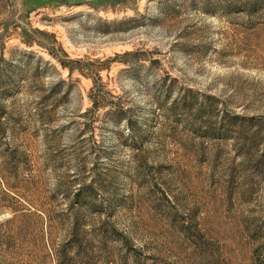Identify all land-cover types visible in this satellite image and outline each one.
Segmentation results:
<instances>
[{"label":"rangeland","instance_id":"374dc122","mask_svg":"<svg viewBox=\"0 0 264 264\" xmlns=\"http://www.w3.org/2000/svg\"><path fill=\"white\" fill-rule=\"evenodd\" d=\"M220 4L0 0V264H264V3Z\"/></svg>","mask_w":264,"mask_h":264},{"label":"trees","instance_id":"16d2710c","mask_svg":"<svg viewBox=\"0 0 264 264\" xmlns=\"http://www.w3.org/2000/svg\"><path fill=\"white\" fill-rule=\"evenodd\" d=\"M221 0V2L218 0V3L222 6L221 8H226V9H239L240 7L244 6L247 9L253 10L257 9L258 5L264 3V0ZM208 4V3H207ZM50 52V51H49ZM51 53V52H50ZM53 55V53H51ZM55 56V55H53ZM60 63L62 64V66L64 68H68L70 70V72L72 73L74 70V67H72L71 65H68L67 63H65L64 61L59 60ZM81 70V69H80Z\"/></svg>","mask_w":264,"mask_h":264}]
</instances>
